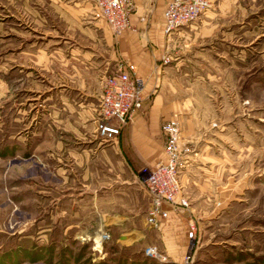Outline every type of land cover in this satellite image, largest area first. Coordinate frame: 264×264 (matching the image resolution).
<instances>
[{
  "label": "rangeland",
  "instance_id": "rangeland-1",
  "mask_svg": "<svg viewBox=\"0 0 264 264\" xmlns=\"http://www.w3.org/2000/svg\"><path fill=\"white\" fill-rule=\"evenodd\" d=\"M54 1L0 0V264H264V0L223 7L240 16L244 35L237 48L225 46L222 69L170 70L190 99V114H178L193 163L187 196L181 193L189 209L179 216L198 246L195 257L176 262L125 257L124 243L110 234L100 244L98 227L77 223L93 225L92 214L77 211L92 198H77L82 183L67 180L73 171L62 152L46 146L43 91L20 88L18 75L22 65L41 66L46 54L54 60L59 46L76 42L64 32L77 24ZM128 216L137 224L146 215Z\"/></svg>",
  "mask_w": 264,
  "mask_h": 264
},
{
  "label": "crops",
  "instance_id": "crops-1",
  "mask_svg": "<svg viewBox=\"0 0 264 264\" xmlns=\"http://www.w3.org/2000/svg\"><path fill=\"white\" fill-rule=\"evenodd\" d=\"M210 1L206 13L170 35L164 32L163 18L168 0H135L131 27L120 35L112 32L89 0L54 1L52 6L62 7V10L57 8L60 16H68L77 24V29L64 32L66 38L76 42L59 46L61 51L54 60L52 57L49 60L46 54L41 66L29 62L18 70L22 76L19 80L24 79L20 88L28 92L43 91L47 148L62 152L64 165L73 171L66 173L67 180L82 183L77 198H92L91 207L81 211L78 203L77 211L92 214L93 225L84 226L86 218L85 222H76H82L84 230L98 227L97 230L109 231L113 241L124 243L129 250L125 257H151L144 250L153 245L166 262L195 257L198 251L197 245H191L188 223L179 216L189 208L170 210L155 229L148 227L145 219L135 224L128 215L133 212L146 215L149 196L140 170L165 159L162 118L180 120L178 114L181 117L190 114L187 92L179 88L170 70L183 71L192 67V63H208L212 68L222 69L227 63L225 46L231 44L237 48L238 38L244 35V24L238 21L240 16L224 12L223 7L245 5V1ZM68 40L64 42L69 43ZM123 62L134 64L143 79L144 101L120 134L112 142L103 143L94 122L100 96L99 78L114 72ZM34 69L43 76V86L35 79L38 72ZM29 99L38 100L37 96ZM180 126L183 135L181 120ZM192 167L189 160L181 174V193L185 196ZM64 212L76 213L72 209Z\"/></svg>",
  "mask_w": 264,
  "mask_h": 264
},
{
  "label": "built area",
  "instance_id": "built-area-1",
  "mask_svg": "<svg viewBox=\"0 0 264 264\" xmlns=\"http://www.w3.org/2000/svg\"><path fill=\"white\" fill-rule=\"evenodd\" d=\"M106 20L115 35L131 27L135 0H89ZM210 0H168L163 8L164 32L170 35L179 27L189 25L206 13ZM100 96L94 122L103 143H110L128 124L134 113L142 108L144 81L130 62L119 63L112 73L99 78ZM165 159L151 167H142L140 177L148 193L149 203L145 216L148 227L156 228L170 210L188 205L182 196L181 174L189 161L190 149L182 143L180 120L177 117L162 118L160 124ZM100 243L110 239V233L99 232ZM145 254L161 258L156 246L146 247Z\"/></svg>",
  "mask_w": 264,
  "mask_h": 264
},
{
  "label": "bare ground",
  "instance_id": "bare-ground-1",
  "mask_svg": "<svg viewBox=\"0 0 264 264\" xmlns=\"http://www.w3.org/2000/svg\"><path fill=\"white\" fill-rule=\"evenodd\" d=\"M99 234H100V233H99V232H97V234H96V238H97V239H98V237H99ZM97 235H98V236H97ZM100 244H101V243H100Z\"/></svg>",
  "mask_w": 264,
  "mask_h": 264
}]
</instances>
